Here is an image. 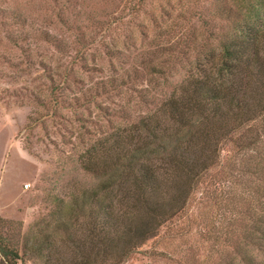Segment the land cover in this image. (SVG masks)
Instances as JSON below:
<instances>
[{
	"label": "rangeland",
	"instance_id": "obj_1",
	"mask_svg": "<svg viewBox=\"0 0 264 264\" xmlns=\"http://www.w3.org/2000/svg\"><path fill=\"white\" fill-rule=\"evenodd\" d=\"M213 4L0 0L3 234L19 236L22 246L30 229L52 220L53 198H63L68 184L99 181L81 167L89 148L106 149L112 142L104 139L118 133L127 147L137 133L133 124L155 113L187 74H200L195 55L213 44L203 42L209 32L225 25L213 16ZM164 64L171 69L163 74L150 70ZM231 147L227 142L225 150ZM189 204L188 213L197 209L195 199ZM208 211L215 216L218 209ZM185 218L160 228L123 264H237L231 247L220 244L216 253L218 245L201 239L200 226ZM20 252L18 264H39Z\"/></svg>",
	"mask_w": 264,
	"mask_h": 264
},
{
	"label": "trees",
	"instance_id": "obj_2",
	"mask_svg": "<svg viewBox=\"0 0 264 264\" xmlns=\"http://www.w3.org/2000/svg\"><path fill=\"white\" fill-rule=\"evenodd\" d=\"M212 7L225 25L195 55L200 74H187L133 124L127 147L118 133L106 149L89 148L81 167L99 181L68 184L67 199L53 198L52 220L30 229L22 246L0 231V264H18L20 249L39 264H123L181 216L216 253L223 244L237 264H264V0ZM165 65L150 70L163 74Z\"/></svg>",
	"mask_w": 264,
	"mask_h": 264
}]
</instances>
